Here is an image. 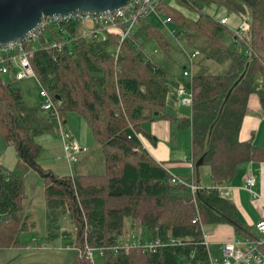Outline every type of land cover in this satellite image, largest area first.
Here are the masks:
<instances>
[{"label": "trees", "instance_id": "16d2710c", "mask_svg": "<svg viewBox=\"0 0 264 264\" xmlns=\"http://www.w3.org/2000/svg\"><path fill=\"white\" fill-rule=\"evenodd\" d=\"M211 5L245 9L246 32L241 37L231 32L205 11ZM181 8L194 15H185ZM160 17L170 21L162 24ZM157 22L173 24L171 35L197 52L190 61L191 73L187 70L190 115L169 120L177 129L190 128L192 154L210 167L215 184H227L241 162L264 160V149L238 137L251 94H257L264 116V0H162L121 43L114 35L105 41L79 39L59 50L38 49L30 58L60 117L77 112L95 140L105 142L102 174L60 176L43 168L38 162L42 146L35 137L54 131L57 122L44 116L40 106H26L17 82H3L0 75V136L17 155L14 170L0 167V250L27 246L21 235L34 227V218L23 175L30 169L44 181L45 240L57 236L53 219L68 214L75 232L76 264H90L89 248L102 251L104 264H209L200 222L230 224L238 239L257 237L238 219L234 203L216 188H200L193 195L186 184L171 182L163 164L141 146L139 137L147 136L144 121L168 117L167 73L147 53L152 45L169 51ZM47 31L51 39L54 29ZM133 66L147 74L144 83L125 74ZM114 74L119 94L109 90L108 78ZM121 95L137 102L128 118L119 112ZM108 200L118 204L108 206ZM137 225L151 231L141 242L160 243L152 249L141 244L119 247L129 239L127 227Z\"/></svg>", "mask_w": 264, "mask_h": 264}, {"label": "rangeland", "instance_id": "374dc122", "mask_svg": "<svg viewBox=\"0 0 264 264\" xmlns=\"http://www.w3.org/2000/svg\"><path fill=\"white\" fill-rule=\"evenodd\" d=\"M244 10L245 9H241L240 12H243ZM181 11L185 15H194L192 13L193 11L187 8H181ZM205 11L215 19H218V17L221 15H227L231 18L232 15L238 14V11L228 9L222 5L207 6ZM233 21L229 23L230 27L234 24ZM157 23L170 43L169 51L166 53L152 45L154 48H149V46L147 48V53L152 58V60L158 63L167 73L165 79L167 85V101L165 103L164 113L167 114L168 117L166 119H157L143 123V128L152 137L149 138L148 136L143 135L144 138H146L144 142L145 145L151 148L153 145L152 139H156L157 141L164 143L169 148V157L167 159L170 161H168L166 165L172 181H176L177 179H186L190 176L196 178V174L198 173L201 178L199 183H201L203 186H209V184L212 183L210 168L206 164L200 163L196 158L194 160V165L187 163V161L192 159V154L190 152V128L183 127L176 129L169 120V117L174 118L177 117V115H180L181 118H185L190 114V104H182L179 101L181 105H186V107H179L177 105L178 98L176 100L173 90L180 86L179 83L182 84L186 90H191L190 76L184 78L182 74L185 70H188L190 73L192 71V64L189 57L194 52V49L191 45L185 43V41L180 37H178L180 39L176 40L171 35L170 29H173V24L162 26L159 22ZM239 23L240 20L237 19L236 25ZM44 38L46 39V43L50 42V33L48 31H46L44 34ZM214 67L215 66L213 65V68ZM125 74L130 77L136 75L141 84L147 79V74L143 70L135 69V66L128 68L127 73ZM118 75H120V73ZM122 75L124 74L122 73ZM2 79L3 82H11L9 76L2 75ZM108 81L112 86V88L110 87L111 89L109 90L111 92L116 91L119 94V88L116 86L115 82L116 75L114 74L108 78ZM16 86L21 90L23 101L26 106H40L41 97L39 96V91L41 89V85L39 82H37L34 78H28L16 83ZM136 105L137 102L131 97L121 95L119 112H122L123 116L128 118L131 110H133ZM40 112L44 114V111L41 109ZM86 114L88 119H90L91 116L88 113ZM65 116L66 114H64V117ZM36 138L40 142V145H42L38 162L43 168L50 169L54 174L63 176L80 173H103L104 156L102 153V146L105 145V142L101 138H96L95 140L89 131L85 142L86 144H83V147L86 150L81 156H79L77 160L75 159L80 163L79 165H76V163H73L72 161L69 162V160L65 158L60 133L57 131V129L54 131H44ZM158 148H161L159 144ZM80 151L81 150L78 152ZM14 152V149L8 147L4 139L0 136V161H3L6 167H12V169H14L13 161L16 159ZM160 155L166 157V152H163ZM10 156H12V161ZM23 178L25 182L27 202L29 203V207L33 212L34 227L21 235V239L27 243L25 248H4L0 250V264H29L32 262H37L39 264H76L75 232L73 224L69 220L68 214H63L54 219L56 220L54 225L57 229V236L46 241L43 178L32 169L28 170L26 174L23 175ZM107 203L108 206H115L118 204L113 202V200H108ZM213 227V224L205 225V234L210 232L211 228ZM135 230L138 232L141 229L136 226ZM253 232H256V230L254 229ZM209 249L212 259L219 258V253L212 244ZM104 261L105 256L102 254V251L95 249L93 251L90 264H104Z\"/></svg>", "mask_w": 264, "mask_h": 264}, {"label": "built area", "instance_id": "2783aa9c", "mask_svg": "<svg viewBox=\"0 0 264 264\" xmlns=\"http://www.w3.org/2000/svg\"><path fill=\"white\" fill-rule=\"evenodd\" d=\"M162 0H131L125 7L106 11L94 15L82 14L74 12L62 16L42 17L41 21L35 29L26 34L22 39L0 45V75H8L14 81H22L28 78L37 80L36 75L30 63V58L36 50L40 49H61L64 44L75 42L79 39H94L105 41L110 35L117 37L118 43H121L124 38L136 26L138 20L143 18L148 13H155L156 8ZM238 14L242 23L235 30L238 37H241L248 28V15L246 11ZM161 18V17H160ZM169 18H161L162 24L168 23ZM220 23L228 24V17L219 19ZM73 30L70 32V29ZM54 29L50 42L46 43L44 34L47 30ZM70 32V33H69ZM70 36V38H67ZM117 47L115 54L118 53ZM197 56V52L191 54L190 61ZM183 75L188 76L187 70L183 71ZM38 81V80H37ZM180 96L179 101L182 104H190L191 93L181 87L177 90ZM41 97L40 108L46 112L49 117L56 120L59 128L63 129V119L60 117L53 98L47 90L41 86L39 91ZM63 148L68 158L72 157V153L81 150L80 145L76 140L69 137L68 132L62 130ZM71 160V159H70ZM182 182V180H179ZM256 180L253 175H248L244 181V187L247 189L253 198H257L255 191ZM195 191L196 187H192ZM256 230V238L234 239L219 244L220 258L210 259V264H264V216L254 225ZM137 237H131L127 240L119 242L118 246L129 249L131 245L139 246L144 249H152L159 244L155 241H140ZM94 249H87L88 258L92 259Z\"/></svg>", "mask_w": 264, "mask_h": 264}, {"label": "crops", "instance_id": "0c3cea01", "mask_svg": "<svg viewBox=\"0 0 264 264\" xmlns=\"http://www.w3.org/2000/svg\"><path fill=\"white\" fill-rule=\"evenodd\" d=\"M222 17H228V16L227 15H221L220 17H218L217 20H219ZM228 18H229V21L227 24L228 29L234 33L235 30L238 29V27L242 23V20H241L239 14L232 15L231 18L230 17H228ZM237 19L240 20V23L238 25H236ZM233 20H236V21H233ZM232 21L234 22V24L230 27L229 23H231ZM171 30L172 29H170V31ZM154 47L150 46L149 48H154ZM5 76H8V75H5ZM183 77L185 78V77H189V76L183 75ZM10 79L13 80L11 77H10ZM183 81H185V80H183ZM16 82L18 83L20 81H16ZM179 85L180 86L177 89L173 90V93L176 97V100L178 98L177 105L179 107H186V105H181L179 103L180 96L178 95L177 90L181 87L184 88V86L182 84L179 83ZM166 101H165V103H166ZM189 108H190V105H189ZM44 116H48V114L46 112H44ZM174 118H181V117H180V115H177V117H174ZM62 119H63L62 125H63L64 131L68 132L70 139L76 140L78 142V144L80 145V148H81L80 152L72 153L71 158H68L65 154V158L67 160H69V162L72 161L73 163H76V165H79L80 163L77 162L76 160L86 150V149H84L83 144H86L85 142L87 139L88 131L90 133H91V131H90L87 123L85 122V120L80 115H78L76 112H67L66 116L63 117ZM158 119H163V118H158ZM154 120H157V119H152L150 121H154ZM150 121H144V122H150ZM172 124L174 125V128H176L175 123L172 122ZM56 129L60 133L61 143L63 145V141H64V139L62 137V130L63 129L61 130L59 128L58 124H57ZM144 132L147 133L145 131V129H144ZM38 135L36 137H38ZM147 136L149 138H152L151 135L148 133H147ZM36 137H35V140L40 144V142L37 140ZM238 137L241 141L250 142L257 147L264 149V116L261 114L259 98H258L257 94H255V93L251 94L248 98L247 110H246V113L244 115L243 121L241 123V128H240V131L238 133ZM139 139L141 141V146L144 149H146L148 154L155 161L162 163L164 168L167 170L166 163L168 161H170L169 159H167L169 157V155H168L169 148L164 143L159 142L156 139H152L153 145L150 148L147 145H145L144 140L146 138H144L143 135L141 137H139ZM158 144L161 148H158ZM190 146H191V139H190ZM8 147H10V146H8ZM63 152H64V148H63ZM163 152H166V157H164L163 155L162 156L160 155ZM190 152L192 154L191 147H190ZM14 155L16 157L15 161H13L14 162L13 166L15 169L16 163H17V155L15 152H14ZM10 158L12 161V156H10ZM195 158L198 161H200V163H201V160L198 157L194 156L193 154H192V159L190 161H187V163H189L190 165L191 164L194 165ZM69 162H67V163H69ZM5 163H6V161H5ZM69 164H71V163H69ZM0 167H2L6 171H11V169H12V167H6L3 163V161H0ZM196 168H198V167H196ZM14 169H12V170H14ZM210 173H211V170H210ZM250 174L253 175L255 180H256L255 191L257 192V198H253L251 196L250 192L247 189H245V187H244L245 178ZM71 175H73V174H71ZM179 180H182L181 184H186L190 188V191L193 195L200 188H204V187L205 188H216L222 197H224V198H226V199H228L234 203V205L236 206V209H237L238 219L241 222H243L244 224H246L250 228L251 232L256 235V232H253L255 229L254 225L264 216V160L253 159V160L241 162L240 164H238V166L235 170V173L229 179L227 184L221 185V186H217L215 184V182L212 178V175H211L212 183H210L209 186H203L201 183H199L201 178H200L198 173L196 174V178H194L193 176H190L189 178H186V179H177L176 181L171 180V182H179ZM192 187H196V190L193 191ZM53 221L55 222L56 220L53 219ZM207 224H210V223L203 224L200 222L203 240H204L205 244L207 245V250H208V254H209L208 259L210 261V259H212L211 258L212 255H211L210 249H209L211 247V244L216 248L217 252L219 253V258H220L219 244L222 242L234 240L237 238V236L235 235L233 227L227 223L213 224L214 227L211 228L210 232L205 234L204 226ZM135 227H133V229L132 228L129 229L127 227V230L129 232L128 233L129 238L134 236V237L141 239V237L143 236L147 239V237L151 235V231L146 232V230H143L138 226L141 230L137 232L135 230ZM219 258H216V259H219ZM209 264H210V262H209Z\"/></svg>", "mask_w": 264, "mask_h": 264}, {"label": "water", "instance_id": "95a60500", "mask_svg": "<svg viewBox=\"0 0 264 264\" xmlns=\"http://www.w3.org/2000/svg\"><path fill=\"white\" fill-rule=\"evenodd\" d=\"M131 0H0V45L22 39L42 17L81 12L98 14L125 7ZM200 162V161H199Z\"/></svg>", "mask_w": 264, "mask_h": 264}, {"label": "bare ground", "instance_id": "6f19581e", "mask_svg": "<svg viewBox=\"0 0 264 264\" xmlns=\"http://www.w3.org/2000/svg\"><path fill=\"white\" fill-rule=\"evenodd\" d=\"M167 1V0H166ZM161 3V2H160Z\"/></svg>", "mask_w": 264, "mask_h": 264}]
</instances>
